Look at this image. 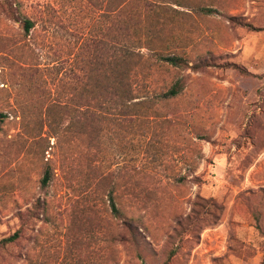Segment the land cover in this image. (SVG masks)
Wrapping results in <instances>:
<instances>
[{
  "label": "rangeland",
  "instance_id": "rangeland-1",
  "mask_svg": "<svg viewBox=\"0 0 264 264\" xmlns=\"http://www.w3.org/2000/svg\"><path fill=\"white\" fill-rule=\"evenodd\" d=\"M160 2L119 19L154 34L141 105L88 126L111 0H0V264H264V0ZM173 54L188 68L157 60Z\"/></svg>",
  "mask_w": 264,
  "mask_h": 264
},
{
  "label": "trees",
  "instance_id": "trees-1",
  "mask_svg": "<svg viewBox=\"0 0 264 264\" xmlns=\"http://www.w3.org/2000/svg\"><path fill=\"white\" fill-rule=\"evenodd\" d=\"M112 8L110 9L109 17L111 16L112 43H111V59L106 62L105 53L99 52L94 55V58L88 63L89 73L86 75L82 83V93L80 98L87 100V104L83 105L82 113L83 123L85 125H93L99 118H93L90 116L93 109L99 111L120 110L125 112L127 109L138 108L141 105L138 95L143 89V85L138 79V70L142 63L145 54L144 48L150 47L155 39L154 34H146L145 38L141 37L140 30H135L134 33H129L124 29L122 20L129 9L134 10L144 7L149 11H154L161 3L160 0H111ZM110 3V5H111ZM204 12L211 13V9L204 10ZM138 14L134 12L132 19H140ZM138 17V18H137ZM35 24L31 19H24L23 28L26 36H30ZM152 32V31H151ZM146 46V47H145ZM148 49V48H147ZM159 62H165L170 67L175 68H188L187 62L178 55H158ZM85 70V67H81ZM183 90L181 82H177L170 90H168L163 96L165 98H175ZM91 104H94L93 106ZM67 106V105H64ZM86 107V108H85ZM50 114V113H49ZM48 114V127L52 130V137L56 138L60 131L71 132L78 123L75 113L70 109L67 110L65 116L69 114V119H54ZM104 114H106L104 112ZM104 115H101L103 118ZM124 116V114H123ZM43 186H48L51 182V175L46 172L42 178ZM112 212L119 214V210L115 204V200L110 196ZM21 236V233L17 231L12 236L3 239L1 242L3 245L11 244L17 241Z\"/></svg>",
  "mask_w": 264,
  "mask_h": 264
}]
</instances>
